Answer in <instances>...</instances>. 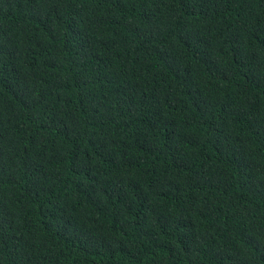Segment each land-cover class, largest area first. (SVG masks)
<instances>
[{"label":"trees","instance_id":"16d2710c","mask_svg":"<svg viewBox=\"0 0 264 264\" xmlns=\"http://www.w3.org/2000/svg\"><path fill=\"white\" fill-rule=\"evenodd\" d=\"M0 264H264V0H0Z\"/></svg>","mask_w":264,"mask_h":264}]
</instances>
